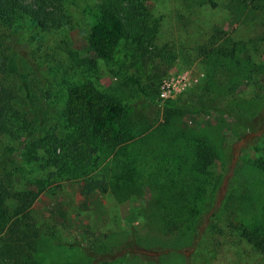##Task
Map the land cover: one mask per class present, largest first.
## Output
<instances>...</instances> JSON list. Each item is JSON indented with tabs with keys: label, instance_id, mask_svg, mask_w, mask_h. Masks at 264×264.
Returning <instances> with one entry per match:
<instances>
[{
	"label": "rangeland",
	"instance_id": "rangeland-1",
	"mask_svg": "<svg viewBox=\"0 0 264 264\" xmlns=\"http://www.w3.org/2000/svg\"><path fill=\"white\" fill-rule=\"evenodd\" d=\"M214 1L216 7L208 0H151L160 29L149 54L140 57L131 44L122 42L114 60L107 63L91 60L85 46L90 22L103 0H70L72 26L38 37L31 45L22 43L18 55L24 60L10 54L13 67L18 64L22 71L33 72L40 80L37 87L50 92L51 109L44 96L21 104L32 119L34 111L41 112L47 128L59 120L62 125L69 88L91 81L126 103L138 134L134 141L160 136L158 128L166 123L167 103L172 101L177 108L173 127L189 134L209 130L218 153L208 172L210 186L219 181L220 186L216 200L206 198V221L195 234H166L160 222L152 220L154 215L148 217L147 205L161 196L154 182L157 175L137 183L135 195L126 200L113 192L120 175L116 165L126 157L149 153L153 147L149 143L127 150H101L98 168L90 175L107 174L110 190L106 195L87 197L80 173L51 180L48 190L36 195L33 206L41 229L37 264H264V255L236 230L264 219V167L256 165L264 161V122L252 131L238 120L250 119L256 111L264 115V8L251 12L239 10L238 0ZM29 36L26 32L25 40ZM234 42L243 45V55L251 64L237 91L234 62L224 64L214 55L208 58L200 53L204 46L214 49ZM163 81L174 83L176 91L164 90ZM27 143L26 138L12 141L0 136V161L14 165L16 188L46 174L24 158ZM136 236L145 247L151 246L149 241L164 245L144 250L143 256H121L118 250L117 258L108 262H96L88 254L87 250L111 254Z\"/></svg>",
	"mask_w": 264,
	"mask_h": 264
},
{
	"label": "trees",
	"instance_id": "trees-1",
	"mask_svg": "<svg viewBox=\"0 0 264 264\" xmlns=\"http://www.w3.org/2000/svg\"><path fill=\"white\" fill-rule=\"evenodd\" d=\"M69 1L0 0V136L12 141L26 138L24 158L31 167L46 172L42 179L16 188L14 165L8 164L9 160L0 161V264H37L41 229L32 214L33 206L36 195L48 190L51 180H58L66 173H80L85 177L83 189L87 197L109 192L106 173L90 175L98 168L101 150H127L137 144L145 147L146 143L153 146L149 153L136 158L126 157L116 165L120 175L113 192L119 200H126L135 195L137 183L157 175L154 182L161 196H155L146 212L148 217L154 215V222H160L163 229L169 230H165L166 234L198 233L206 221V198L216 200L220 186V181L210 186L208 169L218 155L210 131L193 134L178 131L173 127L177 108L172 101L167 103L170 111L166 123L158 128L160 136L151 135L140 141H134L138 134L130 123L126 103L101 91L91 81L69 88L61 111L62 125L59 120L47 128L41 112L34 111L36 118L32 119L23 110L21 104L29 105L31 100L42 96L49 100L51 95L37 87L40 80L33 72L22 71L18 64L13 67L10 54L18 55L22 43L31 45L38 37L72 26ZM150 3L151 0H103L90 22L85 42L91 60L112 62L122 42L131 44L140 57L149 54L160 29V20L154 16ZM208 3L216 7L214 0H208ZM237 5L239 10L253 12L264 8V0H238ZM26 32L30 36L25 40ZM7 41L9 45H6ZM241 47L239 42H234L214 49L200 48L204 57L214 55L213 58L224 64L234 62L237 70L234 79L239 80L234 91L240 88L242 78L250 72V60L243 55ZM18 57L24 60L22 56ZM48 102L47 109H51L53 101ZM263 118L264 115L256 111L250 119L243 116L238 120L254 131L263 124ZM40 131L42 134L37 137L36 133ZM226 152L223 150V155ZM256 165L263 168L264 161ZM236 176L237 172L234 179ZM236 230L264 255V219L252 227L239 225ZM149 242L151 246L145 247L136 236L114 248L111 254L87 251L96 262H108L117 258L118 250L122 252L121 256H143L144 250L161 249L164 245Z\"/></svg>",
	"mask_w": 264,
	"mask_h": 264
},
{
	"label": "built area",
	"instance_id": "built-area-1",
	"mask_svg": "<svg viewBox=\"0 0 264 264\" xmlns=\"http://www.w3.org/2000/svg\"><path fill=\"white\" fill-rule=\"evenodd\" d=\"M163 89L167 90L168 93H172L173 91H176V86L174 85V83H169L168 81H166L164 82Z\"/></svg>",
	"mask_w": 264,
	"mask_h": 264
}]
</instances>
